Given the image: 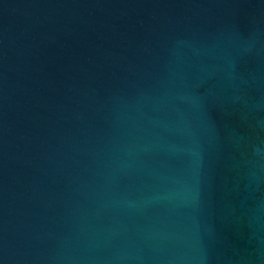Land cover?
Segmentation results:
<instances>
[{"label":"water","instance_id":"obj_1","mask_svg":"<svg viewBox=\"0 0 264 264\" xmlns=\"http://www.w3.org/2000/svg\"><path fill=\"white\" fill-rule=\"evenodd\" d=\"M0 264H264V0H0Z\"/></svg>","mask_w":264,"mask_h":264}]
</instances>
